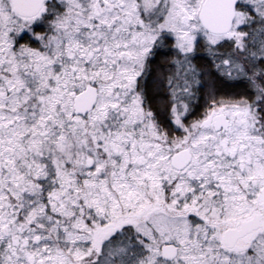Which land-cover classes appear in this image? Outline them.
<instances>
[{"label": "snow or ice", "instance_id": "6c2138e0", "mask_svg": "<svg viewBox=\"0 0 264 264\" xmlns=\"http://www.w3.org/2000/svg\"><path fill=\"white\" fill-rule=\"evenodd\" d=\"M0 264H264V0H0Z\"/></svg>", "mask_w": 264, "mask_h": 264}]
</instances>
